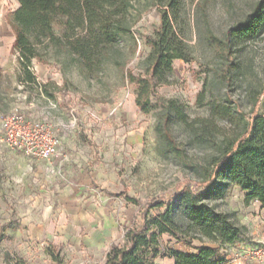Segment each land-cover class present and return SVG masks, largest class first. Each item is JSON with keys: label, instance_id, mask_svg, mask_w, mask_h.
Returning a JSON list of instances; mask_svg holds the SVG:
<instances>
[{"label": "rangeland", "instance_id": "rangeland-1", "mask_svg": "<svg viewBox=\"0 0 264 264\" xmlns=\"http://www.w3.org/2000/svg\"><path fill=\"white\" fill-rule=\"evenodd\" d=\"M257 1H182L173 25L186 43L187 61L174 60L168 82L155 91L164 102L176 101L190 126L153 95L147 112L135 104L137 85L129 75L147 72V37L159 24L153 0H130V32L87 65L64 50L41 48L30 66L35 84L29 85L19 82L14 35L6 22L17 2L0 0V20L9 28L0 35V118L17 109L27 119L64 125L57 132L63 152L49 165L0 142V264H105L110 246L124 245L126 231L139 224L140 205L152 198L165 205L151 209V216L169 203L175 222L188 232L162 234V252L220 246L221 264H259L243 260L242 251L264 242V206L246 202L235 183L217 179L205 200L241 229L232 244L211 242L190 227L174 199L178 186L203 190L202 168L216 158L222 139L239 133L253 110L264 114V22L254 36L224 45L226 31ZM164 117L179 156L157 131ZM200 119L216 127L205 138ZM156 262L173 264L168 257Z\"/></svg>", "mask_w": 264, "mask_h": 264}, {"label": "trees", "instance_id": "trees-1", "mask_svg": "<svg viewBox=\"0 0 264 264\" xmlns=\"http://www.w3.org/2000/svg\"><path fill=\"white\" fill-rule=\"evenodd\" d=\"M18 6L6 14V22L13 32L12 49L17 53L19 82L35 84L31 62L39 55L41 48L64 50L76 57L82 66L92 57L107 51L118 37L130 32L128 11L130 0H16ZM183 0H153L159 13V24L153 34L147 37L150 51L147 55L148 68L144 76L129 75L137 85L135 104L143 112L150 95L165 109H171L181 121L192 126L176 101L164 102L155 91V86L168 82L173 72V61H187V46L174 29L173 19L178 14ZM264 22V0H258L253 10L243 20L230 27L225 34L224 45H230L242 38L254 36ZM228 64H232L226 55ZM47 96H52L44 90ZM259 99H255L253 108ZM213 113V110H212ZM214 113L228 114V110L214 109ZM239 133L225 136L219 144V153L209 167L202 168L201 184L204 189L193 192L189 187L178 186L174 199L182 208L190 227L211 242L232 244L238 240L241 229L226 214L218 212L205 202L212 197L210 188L217 179L235 183L244 193L245 201H258L264 206V114L253 110L243 118ZM202 138L215 131L210 119H200ZM168 150L179 156L177 147L168 129V119L163 118L157 128ZM129 201H138L125 194ZM165 205L162 198H152L140 205L138 226L125 233L123 246L111 245L105 264H158V257H168L173 264H221L225 255L220 246L201 245L196 252L168 248L160 250L159 237L162 234L176 236L186 234L175 222L172 205L157 216L150 210ZM190 245V241L186 242Z\"/></svg>", "mask_w": 264, "mask_h": 264}, {"label": "built area", "instance_id": "built-area-1", "mask_svg": "<svg viewBox=\"0 0 264 264\" xmlns=\"http://www.w3.org/2000/svg\"><path fill=\"white\" fill-rule=\"evenodd\" d=\"M55 106L51 103L49 109H54ZM59 126L64 127L63 124L53 125L47 118L27 119L23 113L14 109L0 118V142L49 165L63 152L57 134ZM260 243V246L244 249L243 260L264 264V242Z\"/></svg>", "mask_w": 264, "mask_h": 264}, {"label": "crops", "instance_id": "crops-1", "mask_svg": "<svg viewBox=\"0 0 264 264\" xmlns=\"http://www.w3.org/2000/svg\"><path fill=\"white\" fill-rule=\"evenodd\" d=\"M17 6H18V3H17ZM6 33H9V28L3 20H0V35H5Z\"/></svg>", "mask_w": 264, "mask_h": 264}]
</instances>
